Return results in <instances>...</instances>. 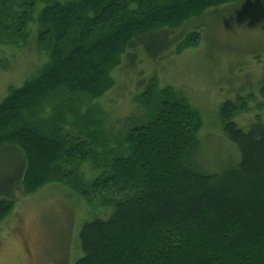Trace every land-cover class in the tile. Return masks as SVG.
I'll return each instance as SVG.
<instances>
[{
	"label": "trees",
	"instance_id": "trees-1",
	"mask_svg": "<svg viewBox=\"0 0 264 264\" xmlns=\"http://www.w3.org/2000/svg\"><path fill=\"white\" fill-rule=\"evenodd\" d=\"M16 1L0 0V42L10 32L22 34L33 20L28 2L34 0H19L23 12L15 14ZM238 1L80 0L44 8L39 45L51 48L50 62L0 103V148L20 157L12 190L0 192V222L15 208L14 190L30 195L63 182L87 156L84 142L53 135L27 112L57 93L102 97L115 85L111 72L122 55L139 41L143 45L147 36L162 33L165 52L174 45V30ZM200 41L195 30L176 50ZM145 96L154 116L128 133L129 155L115 158L104 179L81 190L85 197L115 192L121 200L109 219L84 224L77 264H264V117L244 131L235 118L249 110L247 99L226 102L223 132L239 157L210 171L196 136L198 113L189 102L171 87L159 89L156 79Z\"/></svg>",
	"mask_w": 264,
	"mask_h": 264
},
{
	"label": "rangeland",
	"instance_id": "rangeland-1",
	"mask_svg": "<svg viewBox=\"0 0 264 264\" xmlns=\"http://www.w3.org/2000/svg\"><path fill=\"white\" fill-rule=\"evenodd\" d=\"M79 1L28 2L33 4L29 11L33 20L22 34L10 32L0 42V103L11 88L35 78L50 62L51 48L39 45L41 11L55 3ZM21 3L15 2V14L23 12ZM195 30L201 34L199 44L177 52L178 43ZM163 35L147 36L145 44L139 41L122 55L121 64L111 72L115 85L102 97L57 93L31 115L26 113L53 135L84 142L87 156L63 182L30 195L14 190L15 208L0 222V264H77L82 258V227L109 219L121 197L115 192L85 197L81 190L104 179L115 158L128 156V133L153 119L155 110L144 99L152 79L159 89L171 87L198 113L196 136L210 171L238 159L237 147L223 132L220 111L226 102L242 97L249 107L235 118L242 130L248 131L258 117H264V0H239L190 20L169 35L174 45L164 54ZM19 169L20 157L14 150L0 148V192L11 189Z\"/></svg>",
	"mask_w": 264,
	"mask_h": 264
}]
</instances>
